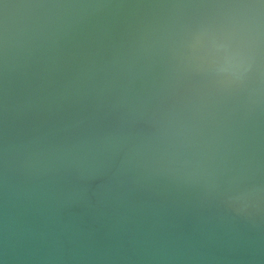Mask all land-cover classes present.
<instances>
[{"label": "water", "instance_id": "water-1", "mask_svg": "<svg viewBox=\"0 0 264 264\" xmlns=\"http://www.w3.org/2000/svg\"><path fill=\"white\" fill-rule=\"evenodd\" d=\"M0 264H264V0H0Z\"/></svg>", "mask_w": 264, "mask_h": 264}]
</instances>
